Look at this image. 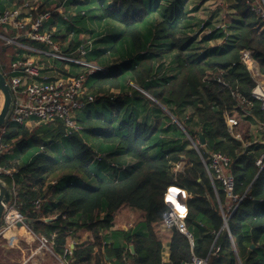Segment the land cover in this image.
<instances>
[{
    "label": "trees",
    "instance_id": "16d2710c",
    "mask_svg": "<svg viewBox=\"0 0 264 264\" xmlns=\"http://www.w3.org/2000/svg\"><path fill=\"white\" fill-rule=\"evenodd\" d=\"M230 2L236 13L229 15L230 34L219 43L225 33L215 30L212 18L184 29L185 0L64 1L84 8L79 30L65 32L63 19L56 25L62 37L73 33L67 53L83 44L86 61L102 68L88 73L81 66L78 72L87 75L95 99L77 113L79 131L68 133L62 122L32 128L11 123L0 149V177L12 192L10 205L33 220L31 230L53 242L55 253L62 255L74 243L73 264H185L193 256L207 264H264V167L257 165L264 144L244 145L254 140L249 113L264 117L252 96L254 79L240 61L241 51L252 49L264 73V21L246 0ZM56 17L55 11L47 27ZM207 27L212 30L204 33ZM0 33L15 35L5 25ZM16 47L0 37L3 73ZM167 56L173 68L164 65ZM221 71L228 86L215 79ZM233 90L247 103L239 105ZM93 105V112L86 110ZM227 115L240 118L242 140L230 130ZM47 139L51 146L68 140L71 155L52 160L43 156L48 153H34ZM211 152L231 157L236 201L207 169ZM180 161L183 168L175 170ZM170 187L188 195L185 224L194 244L177 226L161 228Z\"/></svg>",
    "mask_w": 264,
    "mask_h": 264
},
{
    "label": "built area",
    "instance_id": "2783aa9c",
    "mask_svg": "<svg viewBox=\"0 0 264 264\" xmlns=\"http://www.w3.org/2000/svg\"><path fill=\"white\" fill-rule=\"evenodd\" d=\"M246 2L256 16L264 21V0H246ZM202 3L205 6L214 8V11L230 9V14L236 13L230 0H204ZM35 11H37V8L24 3L17 8L0 12V25L8 27L9 32L15 31L13 36L0 33V37L6 40L8 44L16 45L20 48L12 56L13 60L9 70L4 73L14 92L15 105L7 125L2 127V130L0 129V149L5 146L2 143L3 133L11 123L32 128L40 123L62 122L68 133L79 131L81 126L77 121V113L95 99L94 94L90 93L85 83L86 77L84 74L65 75L60 73L57 70L59 66L54 61L60 60V63L64 65V69L69 71L72 69V64L84 66L88 73H94L102 68L86 61V50L83 44H80L69 53L65 51L64 48L69 46L73 33H69L67 37H62L57 32L56 24H51L47 27L48 22L53 17V11L37 12L38 16L34 17ZM58 11L63 13L61 9ZM223 18L213 23L215 30L222 29L225 33V36L219 39V43L226 41L227 36L230 34L227 15H224ZM211 30L212 28L208 32ZM88 39L87 37L86 40ZM27 40L36 41L38 45L27 43ZM89 42L88 40L87 43ZM240 61L251 72L255 82L252 96L260 102L264 117V73L261 71L252 49H243L240 53ZM223 73L224 71H221L220 74H215L217 75L215 79L228 86V83L221 77ZM232 94L237 98L239 105L247 103L245 97L238 91L233 90ZM2 102L3 96L0 95V109ZM249 114L252 117L251 127L257 125L258 129L264 134V120H258L253 114ZM226 119L236 139L242 140L243 131L240 129V118L235 115H227ZM244 142L245 147H248L257 142L264 144V139ZM204 162L209 171H214L215 178L222 182L227 196L236 201L238 196L234 194L235 182L230 172L231 157L221 152H211L208 160ZM257 165L261 168L264 167V152L257 159ZM176 168V170H180L183 165L179 163ZM1 172L2 168L0 167V174ZM172 189H175V187H170L165 196L167 209L162 215V229L169 230L173 226H177L189 236L191 243L194 244L192 234L187 231L185 224L186 198L188 195L186 194V197H184L182 194L172 191ZM180 190L178 189V191ZM24 218L25 216L18 209L9 204L4 214V221L0 226V236L11 235L16 228L21 227L18 226V222L23 221ZM23 227L34 234L29 225L24 224L22 225ZM35 236L43 246H50L53 251V242H50L44 236ZM72 254L73 247L70 244L64 253L60 255L61 263L70 264ZM185 264H207V260L193 256L192 260Z\"/></svg>",
    "mask_w": 264,
    "mask_h": 264
},
{
    "label": "rangeland",
    "instance_id": "374dc122",
    "mask_svg": "<svg viewBox=\"0 0 264 264\" xmlns=\"http://www.w3.org/2000/svg\"><path fill=\"white\" fill-rule=\"evenodd\" d=\"M77 1L80 2L81 0H77ZM203 1L204 0H185V2L186 3L188 2V4H186V7H184L183 9H184V13L186 12L188 14L185 13L186 19L183 22L184 29H186L190 25L192 26V24L196 25L197 21H200V19L206 21L207 19L212 18L213 20L212 23H214V22H218L219 20L224 19L223 18L224 15H227L228 20L231 17L229 8H228L229 10L221 9L218 11H214L215 10L214 8L210 6H205L202 3ZM0 4L1 6H6L7 9H14L18 7L16 6L17 3H15L14 0L1 1ZM79 7L80 5L78 4L77 11L67 12L66 13L67 17L65 16L64 18H62L64 21H66L65 23L61 21V23L63 22L62 28H64L65 32L69 31L70 29L72 30L74 29L75 31H77V29L79 30L81 28L82 24L80 21L82 17H80L81 13L79 12L84 8L82 7V5L80 8ZM91 28L97 30L99 27L96 24L95 26H91ZM210 28L212 27H208L205 31L208 32ZM90 35H91L90 32H86V35L84 37H89ZM16 48L17 50L20 49L19 47H16ZM169 65L173 68L175 64L171 62ZM79 67H74V68L80 69ZM63 74L66 75V74H72V73L63 72ZM79 112H83V111L81 110ZM255 124L257 123L255 122ZM246 126L243 129L244 132L247 130ZM250 128H251L250 132L254 140L264 139V134L262 131L258 129L257 125H255L254 127L252 126ZM65 138H66L65 136H61L60 139H65ZM187 138L190 139L188 135H187ZM58 141H59V144L55 143L54 145L51 146L50 144L51 139H47L46 142H48V145H44V147L38 148L34 153H39L40 151H42V153L43 152L48 153L43 156L48 157L52 160L68 158L71 155V143L68 140H66V144L62 140H58ZM195 141L197 142V140ZM14 154L16 157L19 158L20 155L18 151L15 150ZM104 160L107 161L106 158H104ZM21 232H22L23 237L19 240L18 244L15 247H11V245H9L11 240L15 239L14 234H11L8 237L0 236V264H62L59 258V255L57 253L53 254L50 246H47V245L43 246L40 240L31 231H26V232L21 231ZM110 239L111 237L109 236V240Z\"/></svg>",
    "mask_w": 264,
    "mask_h": 264
},
{
    "label": "crops",
    "instance_id": "0c3cea01",
    "mask_svg": "<svg viewBox=\"0 0 264 264\" xmlns=\"http://www.w3.org/2000/svg\"><path fill=\"white\" fill-rule=\"evenodd\" d=\"M1 1H7V0H0V2ZM14 1H15V3H17L16 6L23 5L24 3H28L30 6H33L34 8H37V11H35V12H40V11L41 12L42 11L44 12L46 10H51L53 12L56 11L57 13H59V17L58 18L56 17L57 21L55 20V24H57V23L60 24L62 18H64L65 16L67 17V14H66L67 12H72V11H77L78 10V5L77 4H74V5H72V4H70V5H63V3H64L65 0H63V1L62 0H14ZM112 1L113 0H111V3H112ZM6 9H7L6 6H1V4H0V11L6 10ZM60 9L63 10L62 11L63 13H60L58 11ZM89 24H90V26H92V25L95 26V24H93L92 22H89ZM85 35H86V33L83 34V37ZM170 60H171V57H168V56L163 60L164 65L166 67H168V65L170 63ZM71 68H72V71L65 70L64 69V65H61V66H59L57 68V70L60 73H63V72L68 73V71H69L70 73H72V75L73 74H78V72H80L81 70H83L81 67H79L80 69H78V68H74V67L71 66ZM169 72L170 73L172 72L171 68L169 69ZM147 108L149 109V111L152 109L151 108V105L149 106L148 104H147ZM86 110H90L91 112H93L95 110V106L94 105L93 106H90ZM142 118H143V116H139V121H142ZM90 142L93 143V144H95V145H97V146L99 145L98 142H96V141L90 140ZM131 162L132 161H130V160L127 159V163H131ZM179 163H181L183 166L185 164L184 161H180L176 165H178ZM176 165L174 167L175 170L177 169L176 168ZM121 225H123L124 227H126L125 224H121ZM21 231L26 232V231H29V230H26L24 227L22 228V226L20 228H16L11 233V234H14V237H15V239L11 240V242H10L11 244L9 243V245H11V247H15L18 244L19 240L23 237ZM163 231H168V230H163ZM8 236H10V235H8ZM8 236H6V237H8ZM52 252H53V254L55 253L54 250ZM58 255H59V258H60V255L61 254H58ZM163 258H164L165 261H168V259H169V244H168V241L164 242V244H163ZM70 264H73V261H70Z\"/></svg>",
    "mask_w": 264,
    "mask_h": 264
},
{
    "label": "water",
    "instance_id": "95a60500",
    "mask_svg": "<svg viewBox=\"0 0 264 264\" xmlns=\"http://www.w3.org/2000/svg\"><path fill=\"white\" fill-rule=\"evenodd\" d=\"M0 92L3 96V102L0 109V129L7 125L13 109L15 105V95L12 90V87L6 77V75L0 69ZM199 140L202 145L205 144V138L203 133L199 131ZM12 199V192L10 188L7 186L5 181L0 177V226L4 221V214L6 211L7 206L10 204ZM33 222L30 218H24L23 221L18 222V226H22L24 224L30 225ZM225 226L229 229L228 226V218L225 219ZM255 245L252 244V247ZM71 247H74V244H71ZM130 249L134 252V246L130 245Z\"/></svg>",
    "mask_w": 264,
    "mask_h": 264
}]
</instances>
